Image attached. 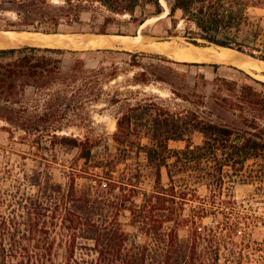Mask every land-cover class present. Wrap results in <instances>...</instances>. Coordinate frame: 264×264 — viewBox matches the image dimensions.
I'll list each match as a JSON object with an SVG mask.
<instances>
[{"label": "trees", "instance_id": "16d2710c", "mask_svg": "<svg viewBox=\"0 0 264 264\" xmlns=\"http://www.w3.org/2000/svg\"><path fill=\"white\" fill-rule=\"evenodd\" d=\"M23 1L0 0V6ZM74 1L56 7L70 19ZM85 1L100 2L116 15H130L127 22L139 28L155 17L162 18L152 28L167 18L177 27L175 16L181 10L197 28L185 31L189 43L232 48L264 61V16L252 12L264 9V0H167L170 13L165 17L161 0H81ZM138 8L143 9L142 16L136 14ZM48 16L53 21L50 27L35 31L59 33L61 15ZM166 31L172 36V30ZM95 34L131 35L107 29ZM66 51L43 46L0 49V120L21 122V129L34 133L33 123L29 126L9 115L29 92L46 103L68 100L70 94L83 103L95 95L101 82L93 74L96 69L89 70L80 57L65 71ZM98 51L131 56V65L143 69L134 78L139 85H148L153 76L172 83L167 75L172 69L166 66L179 63L159 53ZM145 59L160 63L146 70ZM99 70L106 72V67ZM237 70L244 76L216 74L212 83L201 74L204 88L213 85L209 107L214 119H205L194 109L172 111L156 99L128 106L117 117L116 152L107 148L110 152L103 158L95 155L98 145L89 138L59 135L62 128L56 127L50 134L52 145L78 149L84 173L99 168L104 175L91 177V183L81 188L77 168L71 167L68 179L58 182L47 165L27 174L16 195L0 192V264H264V244L239 240L242 216L216 211L214 223L206 225L203 220L210 211L199 195L202 187L220 192L236 182L260 183L264 188V81ZM200 97L198 105H205L207 97ZM45 116L39 119L46 121ZM196 133L204 138L201 144L193 142ZM171 141L186 146L175 150ZM141 154L146 156L144 171L140 162L130 168L129 160ZM41 158L50 162L46 155ZM122 164L125 168L116 177ZM199 201L203 204L194 205ZM123 216L128 217L127 224Z\"/></svg>", "mask_w": 264, "mask_h": 264}, {"label": "rangeland", "instance_id": "374dc122", "mask_svg": "<svg viewBox=\"0 0 264 264\" xmlns=\"http://www.w3.org/2000/svg\"><path fill=\"white\" fill-rule=\"evenodd\" d=\"M161 2L165 10L164 14L167 16L170 13V4L167 0L165 2L161 0ZM80 3H82V6H79ZM73 5V10H70V19L63 15L65 11L57 8L67 6L66 0H26L21 2L20 5L7 4L0 6L1 37L5 36L3 32L14 27L22 31L44 34L35 30L50 27L53 21L48 16L49 14L61 15L58 26L59 33L57 34H61L62 37L59 36L56 41L60 40L62 43H45L43 47L67 49L63 57L65 71L70 69L76 58H85L87 68L89 70L96 69L93 74L97 73V80L101 81L95 86V95L83 103L78 102L73 94H70L68 100L58 102L53 99L46 103V101L39 100V97L34 93L29 92L28 97L24 98L23 102L16 104L9 115H12L15 121H25L29 126L33 123L34 128L32 131L34 133L21 129L19 126L21 122L9 123L0 120L1 193L5 191L16 195L17 185L26 183L24 180L27 174H32L34 169H46L47 165L52 167L51 171L54 179L58 182H64L68 179L67 174L71 175L73 170L71 167L77 168L78 170L74 171H76L77 183L81 188L91 183V177L104 175L103 170L99 168L87 170L94 176L84 173V160L79 159L78 149L66 150L58 144L53 146L49 139L50 134H54L57 129L56 127L62 128V130H57L59 135H69L82 139L89 138L98 145L95 149V155L103 158L110 152L107 148L112 151L111 153L116 152L113 137L117 131V117L128 106L156 99L162 101L172 111L179 112L194 109L203 118L214 119L215 117L210 112L209 107L213 85L209 84L207 88H204L201 83V74H205L211 83L214 81L216 74L238 78L244 76L237 70L242 69L238 65L219 63L218 60L204 62L179 61L153 48L152 44L156 42H173L178 48L196 46L184 38L185 31L189 29L196 30V25L185 18L181 10L175 16L177 27H174L175 23L170 18H167L166 22L152 28L150 26H153L162 18L155 17L139 28L136 23L127 22L131 18L130 15H116L100 2L75 0ZM149 9L153 8L149 7ZM142 11V8H138L136 14L142 16ZM252 12L264 16V9H253ZM107 19H110V21L106 22ZM102 29H107L110 33L126 32L131 35L127 37L128 39L113 37L115 41L113 44L120 46V48L105 47L104 45L112 41L110 38L104 37L105 39L98 41L96 39L98 37H93L95 33L100 32ZM166 29L173 31L172 36L169 35ZM144 30H147L149 34L145 35ZM158 32L163 33L159 34ZM161 37H165L167 40L158 41V38ZM13 41L15 40L9 38L10 45L0 49L11 48ZM200 42L205 43L201 39ZM207 45L214 44L207 43ZM197 47L202 48L203 46ZM98 49H114L132 53H159L167 55L179 63L166 66L168 70L172 69L167 74L172 83L158 81L153 76L148 85H139L135 83L134 78L143 69L131 65V56L107 54L99 52ZM210 55L213 54L210 53ZM143 63L146 70H151L155 68L151 66L152 63L160 62L145 59ZM192 63H207V66H196ZM213 64H218L219 68L216 69ZM101 66L106 67V72L99 70ZM233 67H237V69ZM196 82H198L197 87ZM183 94L188 95V98L185 99L179 96ZM200 95L207 97L205 105H198L197 102L202 100ZM41 114L46 115V121L45 119H39ZM203 140L204 138L200 133L193 136L195 144H201ZM143 142L147 143V139H144ZM185 146L186 142L183 141L170 142V147L175 150L184 149ZM42 155H46L50 162L43 160ZM138 162H140V166L144 171L145 154H141L139 159L129 160L128 163L131 165L130 168L135 169L138 167ZM119 168L121 170L117 172L116 177H120L125 165L122 164ZM262 185L260 183L236 182L234 186L227 185L220 192L210 191L206 187L200 188L199 195L210 211V216L203 220L204 224L211 225L214 223L216 211H222L225 214L234 213V215L239 213L242 216L240 219L239 240L264 244V188ZM31 191H33L32 188L29 189V192ZM201 204L203 203H200V201L194 203L198 206ZM121 220L125 224L129 222L126 216H123ZM126 228L131 231L134 230L130 226H126Z\"/></svg>", "mask_w": 264, "mask_h": 264}, {"label": "bare ground", "instance_id": "6f19581e", "mask_svg": "<svg viewBox=\"0 0 264 264\" xmlns=\"http://www.w3.org/2000/svg\"><path fill=\"white\" fill-rule=\"evenodd\" d=\"M165 2V0H163ZM165 17V14L163 15ZM5 36H0V48L10 45L9 38L17 41H26L33 44L43 46L45 43H62V41H56V38L62 37L61 35H46L39 34L29 31H6L3 32ZM118 39H128L126 36H115ZM62 39V38H61ZM98 41L105 39L104 37L96 38ZM113 45V41L108 42L105 47ZM153 48L164 52L172 56L174 59L179 61H189V62H204L218 60L220 62L235 63L240 68L246 70L247 72L253 74L257 78L264 81V62H253L246 59V55L234 50L232 48L220 47L215 45H206L202 48L193 46L190 48H178L173 42H156L152 44ZM213 54V55H210Z\"/></svg>", "mask_w": 264, "mask_h": 264}, {"label": "water", "instance_id": "95a60500", "mask_svg": "<svg viewBox=\"0 0 264 264\" xmlns=\"http://www.w3.org/2000/svg\"><path fill=\"white\" fill-rule=\"evenodd\" d=\"M7 31H10V30H7ZM45 34V33H44ZM46 35H55V34H46ZM56 35H58L57 33H56ZM59 35H61V34H59ZM62 36V35H61ZM93 37H108V38H110L113 42H115L114 41V39H113V37L111 36V35H102V34H94V36ZM155 39V38H154ZM159 40L158 41H166L167 39L165 38V37H161V38H158ZM12 47L11 48H25V47H28V46H37L36 44H33V43H31V42H21V41H17V40H15V41H13L12 42ZM116 45V44H115ZM197 47V46H196ZM239 52V51H238ZM240 53H242V52H240ZM242 54H244V55H246L247 57H246V59L247 60H249V61H253V62H259V63H263L264 61H262V60H260V59H258V58H256V57H253V56H250V55H248V54H245V53H242ZM219 63H229V62H220L219 61Z\"/></svg>", "mask_w": 264, "mask_h": 264}, {"label": "crops", "instance_id": "0c3cea01", "mask_svg": "<svg viewBox=\"0 0 264 264\" xmlns=\"http://www.w3.org/2000/svg\"><path fill=\"white\" fill-rule=\"evenodd\" d=\"M111 36H112V37H115V36H119V35H111ZM126 37H130V36H126ZM115 47H117V48L119 47V48H120V46H116L115 44H113V45L111 46V48H115ZM230 64L236 66L235 63H233V62L230 63Z\"/></svg>", "mask_w": 264, "mask_h": 264}]
</instances>
